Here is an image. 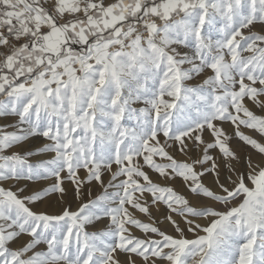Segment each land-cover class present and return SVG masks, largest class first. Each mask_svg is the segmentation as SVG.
I'll use <instances>...</instances> for the list:
<instances>
[{
	"label": "snow or ice",
	"instance_id": "obj_1",
	"mask_svg": "<svg viewBox=\"0 0 264 264\" xmlns=\"http://www.w3.org/2000/svg\"><path fill=\"white\" fill-rule=\"evenodd\" d=\"M0 264H264V0H0Z\"/></svg>",
	"mask_w": 264,
	"mask_h": 264
},
{
	"label": "rangeland",
	"instance_id": "obj_2",
	"mask_svg": "<svg viewBox=\"0 0 264 264\" xmlns=\"http://www.w3.org/2000/svg\"><path fill=\"white\" fill-rule=\"evenodd\" d=\"M20 186L23 187L24 186V182H21ZM39 207L43 208V207H45V205L41 204V205H39Z\"/></svg>",
	"mask_w": 264,
	"mask_h": 264
}]
</instances>
